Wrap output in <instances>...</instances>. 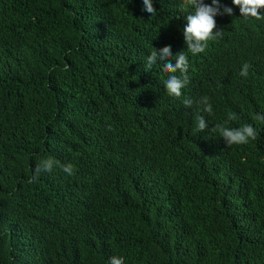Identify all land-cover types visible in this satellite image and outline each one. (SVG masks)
Instances as JSON below:
<instances>
[{"label":"trees","instance_id":"obj_1","mask_svg":"<svg viewBox=\"0 0 264 264\" xmlns=\"http://www.w3.org/2000/svg\"><path fill=\"white\" fill-rule=\"evenodd\" d=\"M152 2L0 0V264H264V19L219 0L233 15L193 56V10ZM164 47L189 59L180 98L145 71ZM217 124L256 139L229 147Z\"/></svg>","mask_w":264,"mask_h":264},{"label":"clouds","instance_id":"obj_2","mask_svg":"<svg viewBox=\"0 0 264 264\" xmlns=\"http://www.w3.org/2000/svg\"><path fill=\"white\" fill-rule=\"evenodd\" d=\"M234 4L240 8L243 18H255L256 20L264 19L260 15V11L264 9V0H233ZM143 11L151 13L152 16L156 14V9L153 7L152 0H143ZM184 9L191 8L193 11L187 15V26L184 28V37L187 44V51L193 56L204 53L208 47L209 41H212L222 35V31L216 32V19L218 15H233V9L230 7H223L219 0H212V6L205 4L204 0H181V5ZM175 60V63L171 61ZM159 62L163 71L171 74L165 82L167 93L169 96L180 98L182 96V89L189 83V59L185 52H180L176 56L172 55L170 47H164L153 51L147 58L145 71H148ZM249 65L245 63L242 67L240 75L247 77L249 75ZM178 73V75H177ZM186 107H191L193 101L185 98L183 101ZM203 105V110L209 114L212 112V106L209 103L208 97H203L199 102ZM235 116L228 114L227 120H234ZM257 121H264V113L254 116ZM197 130L203 132L206 127V121L203 116L196 117ZM213 132H218L220 137H223L230 147L232 145H244L255 140L257 133L255 128L250 124H245L239 128H230L222 124H217L212 129ZM57 162L53 159L43 161V164L37 165L35 175H39L41 171L51 172ZM67 175H73L74 169L71 164L63 166L62 169ZM109 264H123V257L113 256Z\"/></svg>","mask_w":264,"mask_h":264}]
</instances>
